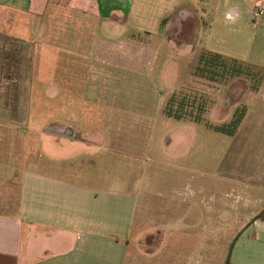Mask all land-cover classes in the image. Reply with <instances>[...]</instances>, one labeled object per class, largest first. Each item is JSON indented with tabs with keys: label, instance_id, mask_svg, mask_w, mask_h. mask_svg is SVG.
Returning a JSON list of instances; mask_svg holds the SVG:
<instances>
[{
	"label": "rangeland",
	"instance_id": "obj_1",
	"mask_svg": "<svg viewBox=\"0 0 264 264\" xmlns=\"http://www.w3.org/2000/svg\"><path fill=\"white\" fill-rule=\"evenodd\" d=\"M66 1L6 9L2 26L26 41L0 34V161L46 171L66 148L45 132L67 126L145 132L142 156L119 153L116 166L118 188L130 162L147 168L139 239L152 249L161 240L164 262L226 264L243 219L238 195L247 208L259 194L241 183L264 173L252 160L262 148L244 134L264 132V14L255 24L251 0H136L133 12L103 19ZM181 6L193 15L182 30L172 21Z\"/></svg>",
	"mask_w": 264,
	"mask_h": 264
},
{
	"label": "crops",
	"instance_id": "obj_2",
	"mask_svg": "<svg viewBox=\"0 0 264 264\" xmlns=\"http://www.w3.org/2000/svg\"><path fill=\"white\" fill-rule=\"evenodd\" d=\"M85 1L98 10L88 12L110 19L111 15L133 12L136 0H77L84 6ZM258 1L264 8V0H251L252 7ZM32 4L45 11L68 3L0 0V34L26 41L23 36L8 32L2 24L9 21L5 19L6 9L29 10ZM188 8L181 6L172 17L181 30L183 21L193 16ZM67 55L79 56L70 50ZM95 62L106 64L98 59ZM220 66L224 72L225 68ZM249 109L244 121L249 119L252 105ZM181 119L194 122L191 118ZM67 128V132H45L50 135L48 141L62 143L66 148L61 151V160H55L53 154L46 161V171L40 169L41 164L38 168L20 169L0 161V264H201L187 257L183 262L180 258L164 262L158 259L164 245L161 240L155 239L158 245L152 249L139 239L145 231L143 217L149 203L143 189L147 168L139 170L136 165L133 172L136 163L130 162L127 178L119 179V188L116 185L117 155L126 153L133 160L142 156L140 149L147 134L76 132ZM244 134L252 136L253 145L262 148L254 151L252 160L256 169H264V132ZM116 138H120L121 144ZM155 164L158 170L169 166L158 159ZM244 185L241 183V191L258 192V199L249 200L246 208V197L238 195L243 219L233 231V246L226 264H264V219L257 218L264 210V173H255L251 183L246 184L249 187Z\"/></svg>",
	"mask_w": 264,
	"mask_h": 264
},
{
	"label": "built area",
	"instance_id": "obj_3",
	"mask_svg": "<svg viewBox=\"0 0 264 264\" xmlns=\"http://www.w3.org/2000/svg\"><path fill=\"white\" fill-rule=\"evenodd\" d=\"M264 14V8L262 6V4L258 1L254 7V11L252 14V19L254 21L255 24H258L261 22V18Z\"/></svg>",
	"mask_w": 264,
	"mask_h": 264
},
{
	"label": "trees",
	"instance_id": "obj_4",
	"mask_svg": "<svg viewBox=\"0 0 264 264\" xmlns=\"http://www.w3.org/2000/svg\"><path fill=\"white\" fill-rule=\"evenodd\" d=\"M177 118H179V117H177ZM179 119H181V118H179ZM194 121H196V122H202V119L195 118ZM257 218H263L264 219V210L257 216Z\"/></svg>",
	"mask_w": 264,
	"mask_h": 264
}]
</instances>
